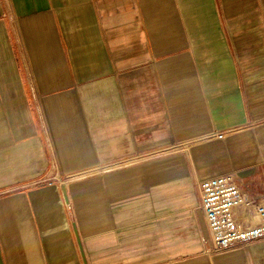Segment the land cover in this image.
Instances as JSON below:
<instances>
[{"label": "crops", "instance_id": "1", "mask_svg": "<svg viewBox=\"0 0 264 264\" xmlns=\"http://www.w3.org/2000/svg\"><path fill=\"white\" fill-rule=\"evenodd\" d=\"M218 175L264 200V0H0V264H264Z\"/></svg>", "mask_w": 264, "mask_h": 264}, {"label": "built area", "instance_id": "2", "mask_svg": "<svg viewBox=\"0 0 264 264\" xmlns=\"http://www.w3.org/2000/svg\"><path fill=\"white\" fill-rule=\"evenodd\" d=\"M42 182L45 180L37 184ZM197 190L213 241V252L264 237V200L244 190L231 175L199 179Z\"/></svg>", "mask_w": 264, "mask_h": 264}, {"label": "rangeland", "instance_id": "3", "mask_svg": "<svg viewBox=\"0 0 264 264\" xmlns=\"http://www.w3.org/2000/svg\"><path fill=\"white\" fill-rule=\"evenodd\" d=\"M86 177H87L86 175L85 176H68V177L67 176H53V177H47V178L42 179V180H45V182H42L41 184H47L50 186L52 185L66 186L72 183L73 181H79L82 179H86ZM30 186H34V185H30Z\"/></svg>", "mask_w": 264, "mask_h": 264}]
</instances>
